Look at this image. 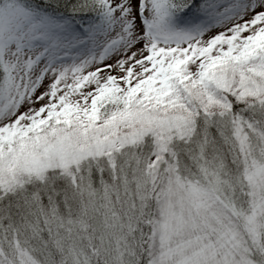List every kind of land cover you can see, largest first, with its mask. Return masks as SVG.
<instances>
[{"label": "snow or ice", "instance_id": "1", "mask_svg": "<svg viewBox=\"0 0 264 264\" xmlns=\"http://www.w3.org/2000/svg\"><path fill=\"white\" fill-rule=\"evenodd\" d=\"M0 264H264V0H0Z\"/></svg>", "mask_w": 264, "mask_h": 264}]
</instances>
